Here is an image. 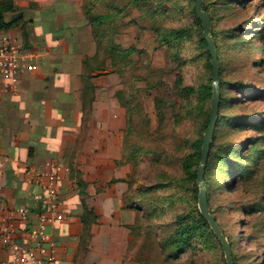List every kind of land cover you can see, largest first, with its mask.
Listing matches in <instances>:
<instances>
[{"label": "rangeland", "instance_id": "rangeland-1", "mask_svg": "<svg viewBox=\"0 0 264 264\" xmlns=\"http://www.w3.org/2000/svg\"><path fill=\"white\" fill-rule=\"evenodd\" d=\"M75 3L80 17L104 18L95 29L101 54L117 53L114 69L123 68L133 81L124 82L126 102L133 89L126 105L133 142L132 151L125 146L132 169L126 181L133 186L124 195L123 222L129 231L125 264H227L221 242L208 220H201L198 181L183 170L204 138L213 98V90L201 91L213 88V77L195 0ZM203 8L212 17L223 81L219 125L204 174L210 211L232 247L235 264H264V95L259 94L264 93V0H204ZM19 19L11 33L19 32L24 47L34 50L32 27L24 16ZM180 29L188 31L183 39H164ZM128 49L131 55L125 59ZM189 87L196 92L188 95ZM194 158L195 170L201 159ZM242 170L246 176L239 182L237 176L231 178ZM130 204L142 208H128ZM179 216L199 224L191 247L171 243ZM93 243L92 232L89 240L80 241L72 264L93 263Z\"/></svg>", "mask_w": 264, "mask_h": 264}, {"label": "crops", "instance_id": "crops-1", "mask_svg": "<svg viewBox=\"0 0 264 264\" xmlns=\"http://www.w3.org/2000/svg\"><path fill=\"white\" fill-rule=\"evenodd\" d=\"M15 6L20 12L10 19L28 20L39 69L22 76L18 95L0 98L1 199L10 207L24 204L36 191L30 174L47 162L62 165L69 219L54 230L57 263L74 261L86 205L97 218L91 264H123L129 233L124 195L132 169L125 159L122 75L87 70L97 46L75 0H15ZM5 256L0 250V260Z\"/></svg>", "mask_w": 264, "mask_h": 264}, {"label": "built area", "instance_id": "built-area-1", "mask_svg": "<svg viewBox=\"0 0 264 264\" xmlns=\"http://www.w3.org/2000/svg\"><path fill=\"white\" fill-rule=\"evenodd\" d=\"M39 55L24 47L9 31H0V98L20 92L24 75L38 69ZM43 171L30 174L36 188L24 204L10 207L0 196V264H58L54 230L69 219L62 199L63 167L47 162Z\"/></svg>", "mask_w": 264, "mask_h": 264}, {"label": "trees", "instance_id": "trees-1", "mask_svg": "<svg viewBox=\"0 0 264 264\" xmlns=\"http://www.w3.org/2000/svg\"><path fill=\"white\" fill-rule=\"evenodd\" d=\"M16 10H17V8L15 6V0H0V31H9V30H11V28L14 25H16L17 23L20 22V20H11L10 22L6 21V16L8 14L14 13ZM195 10H196V8H195ZM204 11L209 15L210 20H211V25H212V17H211V15L209 14V12L207 10L204 9ZM86 18L92 25L93 37H94V40H95L96 46H97L96 56L92 60H87L86 61L87 70H89L91 73H94L96 71L97 72L98 71H105L107 68L114 69L117 66V63H116L117 60L116 59L118 57V54L115 53L112 56L104 54V53L101 54V43L98 42V40L96 38L95 29H97V27H99V25L102 24V22H103L102 20L104 18H102L101 16H96V17H93V18L91 16H89V17H86ZM197 21H198L199 25L201 26L202 44H204V46L208 50L207 42H206V40H205V38L203 36V26H202V23H201L199 17H197ZM187 33H188L187 29H180V30L172 31L171 33L166 34L164 36V39L166 41L173 40V39H175V40L183 39L187 35ZM215 44H216V42H215ZM216 49H217V46H216ZM127 51L128 52L123 53V55H125L124 56L125 59H129L128 57H130V55H131V53H129L130 50L128 49ZM207 53H208V58L211 61V56L209 54V51H207ZM217 54H218V50H217ZM109 60H110V63H108ZM218 60H219V64H220V77H221V61H220L219 55H218ZM94 66H97V67H94ZM210 67H211V70H212V64H210ZM122 70H123V68H120L117 71L121 73L122 78H123V83L125 81H126V83L133 82L132 78H130V81H128V75L125 74ZM212 77H213V74H212ZM222 83H223V81L220 78L219 79V89L222 87ZM126 90H127V88L124 87V90L122 92L123 105H124V107L127 110V119H128L127 128H126V131H125V146H128L130 148V150L132 151L133 142H130V140H129L130 136L128 134L129 128H130V125H131V118H130L131 109H130V107L127 108L128 106L126 107V105H127L128 101L131 102L132 99H133V96H132L133 89L131 91H129L130 92V99L127 100V102L125 101L126 100V98H125V91ZM212 90H213L212 87H203L201 89V91L204 92V93H206V92L210 93ZM260 91H262V90H259L257 92H260ZM185 92L188 95H191V94L196 92V89H194L193 87H189V88L185 89ZM259 94L260 95H264L263 92H260ZM221 99H222V94H221V98H220V103H221ZM209 121H210V118L208 119V122H207V125H206L207 128L209 126ZM246 123H248V121ZM218 125H219V122L217 123L216 127H218ZM254 126L255 127H257V126L259 127V124H254ZM207 128H206V130H207ZM203 140H204V138H203ZM203 140H201L196 145V149L198 150V152L195 155L198 156L199 159H202ZM212 150H213V143L211 144V150H210V155H209L207 164L210 161V158H211V155H212ZM195 155L187 157V159L183 162V170H184L185 174L189 177V179L193 180L194 182H197V170H198V168L194 170V159H195L194 157H195ZM130 157L131 156H129V159L131 160ZM237 169H239V166H237ZM236 171H238V170H236ZM204 174H205V170H204ZM235 176L238 177L237 178L238 179L237 182H239L242 177L246 176V171L242 170L239 174H238V172L237 173L235 172V173H233L231 175V178L233 179ZM204 181H205V185H206V179L205 178H204ZM129 186L131 188L130 191H132L133 184L129 183ZM228 186L230 187V184ZM207 193H208V191H207ZM142 200H143L142 198H139L136 201L140 202ZM127 207L128 208L132 207L133 209L142 208L140 206V204H137L135 206H132V204H130ZM209 208H210V206H209ZM215 219L217 221L216 217H215ZM187 220H188V217H185V216H179V217L176 218V224L178 226V230L176 232V236L171 240V243L173 245H177L178 247L181 246V245L182 246L185 245L186 247H191L192 241H193V239L196 237V235L198 233L199 224L198 223H191V222H188ZM201 220L206 223V220H205L204 217H202ZM82 223H83L84 229H83V235L81 237V242H82V240L85 242L87 239L88 240L90 239L92 226L97 223V218L95 217L94 213L92 211H90L86 205H85V214H84V217L82 219ZM217 223H218V221H217ZM219 227H220V225H219ZM167 245L170 246V242H167ZM229 245H230V243H229ZM230 248H231L232 255H233V260H234V253H233L231 245H230ZM123 264H125V262H123ZM234 264H235V261H234Z\"/></svg>", "mask_w": 264, "mask_h": 264}, {"label": "water", "instance_id": "water-1", "mask_svg": "<svg viewBox=\"0 0 264 264\" xmlns=\"http://www.w3.org/2000/svg\"><path fill=\"white\" fill-rule=\"evenodd\" d=\"M203 5H204V0H195L196 12L202 23L203 36L207 42L208 51L211 56L212 74H213V98L211 103L209 126L205 131L204 140H203L202 159L200 166L197 170V181L200 186L199 208L202 216L208 220L210 228L213 230V232L221 242L227 264H234L233 255L228 240L226 236L223 234L221 228L219 227L215 217L211 214L208 203L207 189L204 181V170L208 162V158L211 150V144L213 140V134L218 122L221 93L219 89L220 64L218 60L216 44L211 36L212 25H211L210 17L204 11Z\"/></svg>", "mask_w": 264, "mask_h": 264}]
</instances>
